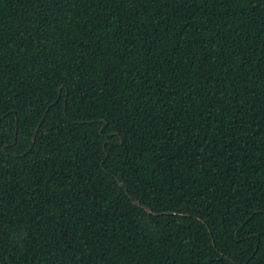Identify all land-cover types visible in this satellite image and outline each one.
<instances>
[{
	"label": "trees",
	"instance_id": "trees-1",
	"mask_svg": "<svg viewBox=\"0 0 264 264\" xmlns=\"http://www.w3.org/2000/svg\"><path fill=\"white\" fill-rule=\"evenodd\" d=\"M0 264H264V0H0Z\"/></svg>",
	"mask_w": 264,
	"mask_h": 264
},
{
	"label": "water",
	"instance_id": "water-1",
	"mask_svg": "<svg viewBox=\"0 0 264 264\" xmlns=\"http://www.w3.org/2000/svg\"><path fill=\"white\" fill-rule=\"evenodd\" d=\"M39 128V127H38ZM38 130V129H37ZM137 203H139L140 204V202L139 201H137ZM149 211H152L151 210V208H149V207H146Z\"/></svg>",
	"mask_w": 264,
	"mask_h": 264
}]
</instances>
